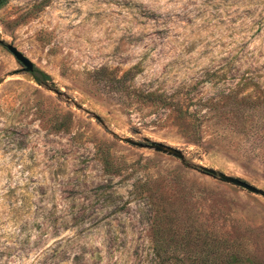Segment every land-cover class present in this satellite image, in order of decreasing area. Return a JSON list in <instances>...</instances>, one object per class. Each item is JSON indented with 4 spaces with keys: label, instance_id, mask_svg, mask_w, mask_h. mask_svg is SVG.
Masks as SVG:
<instances>
[{
    "label": "rangeland",
    "instance_id": "374dc122",
    "mask_svg": "<svg viewBox=\"0 0 264 264\" xmlns=\"http://www.w3.org/2000/svg\"><path fill=\"white\" fill-rule=\"evenodd\" d=\"M0 40L34 65L0 45V264H150L155 210L264 264V199L197 168L264 190V0H7Z\"/></svg>",
    "mask_w": 264,
    "mask_h": 264
},
{
    "label": "trees",
    "instance_id": "16d2710c",
    "mask_svg": "<svg viewBox=\"0 0 264 264\" xmlns=\"http://www.w3.org/2000/svg\"><path fill=\"white\" fill-rule=\"evenodd\" d=\"M7 0H0V8L5 5ZM106 68H100L94 71L96 80L102 84L104 88L111 90V92L119 98H125L129 93H135L137 91L129 89L127 87V81L130 80L131 71L124 72L120 77L107 73ZM35 80L40 85L49 84L54 86L50 80V77L37 71ZM137 97L143 101H149L152 104L161 102L162 106H171L175 110H180V106L177 103H171L166 101V98L161 99L156 96L155 93L150 92H138ZM230 95H227V98ZM127 98V96H126ZM232 101L239 106L241 102H247L249 104L255 103L248 102L245 98L241 101H236L232 97ZM231 99V98H230ZM177 108V109H176ZM179 108V109H178ZM234 111L241 116H245V113L241 109ZM259 116V115H258ZM257 116V117H258ZM249 128L244 129V133H247ZM264 150V148L262 149ZM100 160L106 167L108 165V158L110 155L99 151ZM108 168L105 172H108ZM111 172V171H109ZM151 233L153 244V258L150 264H240L243 260L240 259V254L237 251V246L228 241L222 236L216 235L214 232L205 235V239L201 241V235L199 231L191 238V228L186 223L176 224L173 222L167 223L162 216L161 211L155 210L151 221ZM170 234L169 239L166 235ZM167 247L170 248L169 254H167Z\"/></svg>",
    "mask_w": 264,
    "mask_h": 264
},
{
    "label": "water",
    "instance_id": "95a60500",
    "mask_svg": "<svg viewBox=\"0 0 264 264\" xmlns=\"http://www.w3.org/2000/svg\"><path fill=\"white\" fill-rule=\"evenodd\" d=\"M0 45L4 47L15 59V61L22 66V71L28 74H32L34 71L33 63L25 57L21 52H19L13 45L7 44L4 41L0 40ZM47 86V85H46ZM49 87V86H48ZM58 95L59 93L55 91ZM95 120L100 123L101 126H104L102 119L98 115H93ZM116 136V135H114ZM117 137V136H116ZM122 142H125L131 146L138 147V148H148L153 150L156 153H160L169 157H173L178 159L181 162L185 161L184 154L181 150L172 147L170 145L161 143V142H154L145 140L144 143L134 141L130 138L122 137L120 138ZM198 171L206 176L211 177L212 179L218 180L219 182L231 185L233 187L239 188L247 193H250L255 196H259L264 199V190L260 189L254 185L249 184L248 182L234 176H230L224 174L222 172L216 171L211 168L206 167H197Z\"/></svg>",
    "mask_w": 264,
    "mask_h": 264
}]
</instances>
